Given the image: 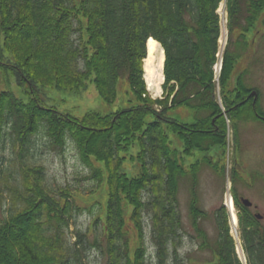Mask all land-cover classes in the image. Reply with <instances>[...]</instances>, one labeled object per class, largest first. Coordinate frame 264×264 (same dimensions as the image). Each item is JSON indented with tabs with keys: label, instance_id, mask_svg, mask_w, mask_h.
Returning a JSON list of instances; mask_svg holds the SVG:
<instances>
[{
	"label": "trees",
	"instance_id": "1",
	"mask_svg": "<svg viewBox=\"0 0 264 264\" xmlns=\"http://www.w3.org/2000/svg\"><path fill=\"white\" fill-rule=\"evenodd\" d=\"M222 1L0 0V204L9 202L0 217V264H83L89 244L100 249L104 264H147L148 233L156 264H185L177 247L179 191L185 181L191 183L189 215L197 247L211 255L205 264H264V226L238 202L235 191L245 262L236 253L223 205L212 212L216 236L201 227L209 213L199 203L198 168L207 164L218 172L220 158L214 163L209 151L226 146L213 73ZM263 8L264 0H226L230 36L235 29L246 32ZM149 38L165 54L163 95L157 99L143 79ZM231 43L230 38L218 81L225 109L231 105L237 58ZM235 45L244 43L238 39ZM121 80L126 98L113 112L76 116L44 101L48 88L81 93L93 82L101 99L114 104ZM178 109L194 111L195 119L183 121ZM40 135L59 153L73 143L89 178L106 185L105 204L93 219V225L101 223L102 237L98 232L93 243L76 227L73 241L69 235L72 218L81 211L79 190H52L43 165L24 162L12 169V161L1 155L7 139L24 157ZM195 152L202 153L201 161L185 164ZM128 221L138 238L133 248Z\"/></svg>",
	"mask_w": 264,
	"mask_h": 264
},
{
	"label": "rangeland",
	"instance_id": "2",
	"mask_svg": "<svg viewBox=\"0 0 264 264\" xmlns=\"http://www.w3.org/2000/svg\"><path fill=\"white\" fill-rule=\"evenodd\" d=\"M226 10V0H223L221 7L219 9L222 15V36H220L218 51L219 54L216 55V63L213 65L214 82L216 84V97L218 103L220 104L223 113L225 114V120L227 125L226 134V146L223 151L221 148L213 147L209 151V155L212 161L216 163L219 159L218 172L215 171L211 166L205 164L198 168V183L197 192L199 196V203L202 209L209 213V218L201 222V227L210 237H215L217 230L215 228L214 219L212 212L218 208L220 205L226 204L225 196L228 192L234 194V191L242 196L248 198L251 202L259 205V209L264 213V178L261 181H255L248 183V176H244L243 184H233L231 180V169L230 164L232 161L233 153L235 147H240L241 156L250 162V167L259 169L260 173L264 175V128H259L257 126H252L251 124H244L235 126L230 122V119L226 116V109L223 107L221 102V97L219 93V75L222 69L224 48L226 46V35L225 31L228 32V24L225 30V13ZM264 10V8L262 9ZM227 12V10H226ZM228 15V12H227ZM259 19L254 22L253 27L246 33H242L240 29H235L232 34V43L230 45V51L234 52L237 56L234 64V70L231 75V80L234 81L238 72L243 69L244 62L247 53L250 50L247 47L252 35L256 30H260V33H264V22H261L263 14L259 15ZM229 20V16H228ZM242 35L238 37V35ZM244 41V45L238 47L235 45L238 39ZM223 39V41H222ZM223 42V43H222ZM260 51L264 53V40L259 45ZM261 47V48H260ZM251 52V51H250ZM147 53V51H146ZM145 59V58H144ZM164 75V72H163ZM143 79L145 82L146 89L152 99L162 98L163 88L161 84V91L149 90L147 87L145 73H144V60H143ZM0 83L3 86L2 77L0 76ZM120 99L114 104L105 103L101 97L98 95L93 82H89L88 86L81 93H71L65 90H56L54 88H48L45 90L44 101L48 104L55 105L60 110L70 111L76 116H81L88 110H94L102 114L115 111L120 107V100L123 102V97L125 100V80H121L120 83ZM154 91V92H153ZM185 122H191L195 119L196 115L194 111L187 109H178L175 114ZM239 130V132H238ZM178 146L180 143L175 141ZM1 155L4 157V161L9 164L12 169L15 166H21L24 162L40 164L45 167L46 171V184L52 190L58 189L59 187L70 186L71 188L77 189L81 194L76 197L77 205L81 208L79 213H75L72 218V222L69 229V235L72 241L74 240L73 232L75 227L86 233V239L88 242L93 243L94 237L97 233L101 235V223L97 226L93 225V219L95 216L100 214V204H105V183L98 185L95 180L89 178V172L81 164L77 151L70 141L67 143L65 150L62 153L52 150L48 146V141L43 136H37L34 138V143L24 157H19L17 155V150L12 147L9 140H5L2 146ZM261 153V154H260ZM220 155V156H219ZM202 153L195 152L191 157H185L184 162L186 163H199L201 161ZM186 169L189 170L190 166L185 165ZM225 166V171L221 172L220 167ZM130 169V173L134 170L132 165L127 167ZM248 174V173H247ZM247 179V180H246ZM190 189L191 183L188 181L181 182L179 191V207L182 218V234L180 237V243L177 246L180 256L183 258L185 264H205L207 261L211 260V255L209 252L201 251L197 247L196 232L191 225V219L189 215V199H190ZM78 191V192H79ZM90 191L92 193L87 195ZM233 196V195H232ZM9 202L3 201L0 204V217L4 216L8 208ZM91 209L89 210V207ZM226 208V207H225ZM102 213V212H101ZM240 228V227H239ZM127 232L130 235L132 248L138 243L137 233L132 223L128 221L126 226ZM231 235L233 233L231 232ZM146 239L144 241V246L147 251V264H156L155 249L154 244L151 241L150 235L146 234ZM88 243V244H89ZM240 258L244 261V251H238ZM83 264H104L105 256L102 254L100 249L89 244L88 249L85 251V255L82 260Z\"/></svg>",
	"mask_w": 264,
	"mask_h": 264
},
{
	"label": "flooded vegetation",
	"instance_id": "3",
	"mask_svg": "<svg viewBox=\"0 0 264 264\" xmlns=\"http://www.w3.org/2000/svg\"><path fill=\"white\" fill-rule=\"evenodd\" d=\"M261 14H263L261 22H264V10H261L252 20V23L247 27V31L253 27L252 24L259 19V15ZM243 22L245 24L244 20ZM246 32L242 31L241 34ZM260 32V30H256L254 35H252L251 40L249 41L250 43L247 45L249 50L251 46V52L249 51L246 55L243 69L237 73L234 81H231L230 83L231 92L229 96L231 105L226 109V112L230 116V122L236 127L239 125L251 124L252 126L264 128V53L260 51L259 47L257 48V46H255V44L260 46L264 40V33ZM231 36L229 34V39H233ZM239 36L243 38L242 35L239 34L238 37ZM239 84L241 85L240 89L238 88ZM235 88H237V90L233 91ZM241 155L240 147H235L230 164L231 180L234 178L236 185L238 183L243 184V178L247 175L249 180L248 183L257 180L261 181L264 178V175H262L257 168L248 170L250 162L244 159ZM244 198L246 197L237 194L238 202L246 207L248 209L247 211L252 214L262 226H264V213L260 211L259 205L254 204L248 198L246 199H248L251 204H245L243 202ZM233 200L235 209L239 213L241 209L236 205L234 194Z\"/></svg>",
	"mask_w": 264,
	"mask_h": 264
},
{
	"label": "bare ground",
	"instance_id": "4",
	"mask_svg": "<svg viewBox=\"0 0 264 264\" xmlns=\"http://www.w3.org/2000/svg\"><path fill=\"white\" fill-rule=\"evenodd\" d=\"M147 52L144 59V73L147 87L149 90H157L158 92L161 91V84L164 80V49L157 40L149 38L147 40Z\"/></svg>",
	"mask_w": 264,
	"mask_h": 264
},
{
	"label": "built area",
	"instance_id": "5",
	"mask_svg": "<svg viewBox=\"0 0 264 264\" xmlns=\"http://www.w3.org/2000/svg\"><path fill=\"white\" fill-rule=\"evenodd\" d=\"M227 199H229L231 201V198H230L229 195H228ZM231 232L233 233V237L235 238L236 243L238 245L239 244V235H238V231H237V228H236V224L231 225Z\"/></svg>",
	"mask_w": 264,
	"mask_h": 264
},
{
	"label": "water",
	"instance_id": "6",
	"mask_svg": "<svg viewBox=\"0 0 264 264\" xmlns=\"http://www.w3.org/2000/svg\"><path fill=\"white\" fill-rule=\"evenodd\" d=\"M147 53H148V52H147ZM243 202H244L245 204H248V205L251 204V202H250L248 199H246V198L243 199Z\"/></svg>",
	"mask_w": 264,
	"mask_h": 264
}]
</instances>
